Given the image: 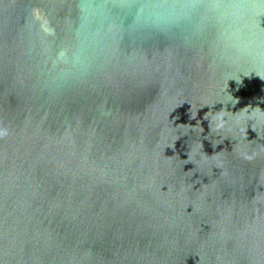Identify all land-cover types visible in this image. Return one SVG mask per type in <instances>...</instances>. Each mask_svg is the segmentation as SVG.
Listing matches in <instances>:
<instances>
[{"label": "water", "instance_id": "water-1", "mask_svg": "<svg viewBox=\"0 0 264 264\" xmlns=\"http://www.w3.org/2000/svg\"><path fill=\"white\" fill-rule=\"evenodd\" d=\"M0 264H264V0H0Z\"/></svg>", "mask_w": 264, "mask_h": 264}, {"label": "clouds", "instance_id": "clouds-1", "mask_svg": "<svg viewBox=\"0 0 264 264\" xmlns=\"http://www.w3.org/2000/svg\"><path fill=\"white\" fill-rule=\"evenodd\" d=\"M64 53H60V58L63 59L64 58Z\"/></svg>", "mask_w": 264, "mask_h": 264}]
</instances>
